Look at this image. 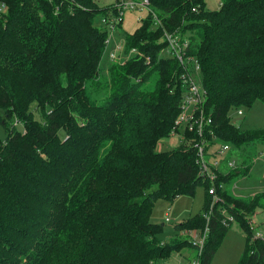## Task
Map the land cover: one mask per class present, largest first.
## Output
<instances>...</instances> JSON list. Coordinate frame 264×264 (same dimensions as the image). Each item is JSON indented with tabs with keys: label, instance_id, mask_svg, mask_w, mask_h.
I'll use <instances>...</instances> for the list:
<instances>
[{
	"label": "trees",
	"instance_id": "1",
	"mask_svg": "<svg viewBox=\"0 0 264 264\" xmlns=\"http://www.w3.org/2000/svg\"><path fill=\"white\" fill-rule=\"evenodd\" d=\"M1 1L0 264H159L183 250L192 256L177 233L163 240V226L150 215L157 200L192 197L198 187L200 212L174 229L208 226L200 263H210L232 224L221 223L224 209L244 233L236 264H264V239L249 229L264 194L240 197L229 188L248 167L219 172V201L206 221L210 185L201 181L194 149L155 151L173 129L184 89L183 68L159 57L162 28L152 29L148 15L123 32L125 50L144 55L113 64L110 85L103 84L97 78L107 34L95 18L113 6ZM148 1L163 29L188 35L216 143L263 144L264 127L242 129L230 113L264 103V0H217L215 9L206 0ZM100 84L107 94L96 101L91 93Z\"/></svg>",
	"mask_w": 264,
	"mask_h": 264
},
{
	"label": "built area",
	"instance_id": "2",
	"mask_svg": "<svg viewBox=\"0 0 264 264\" xmlns=\"http://www.w3.org/2000/svg\"><path fill=\"white\" fill-rule=\"evenodd\" d=\"M51 3L61 4V0H46ZM114 7L116 10L113 12L111 9L104 15H100L96 23L99 27L104 29L107 34L105 40V54L110 62L124 64L131 57H141L143 52H139L135 48L125 50L124 39L117 40L115 37L117 26L122 23L123 16L127 11H135L138 16L135 21L138 23L145 16H150L152 21V29L162 28L160 41L165 43L160 50L159 57L162 59H175L178 64L183 68L181 79L184 83L183 96L179 104V114L173 122V129L171 130L167 140L171 141L172 147L184 146L185 148H192L196 155V164L199 170L201 181H208L209 187L207 188V195L211 198V203L207 212L202 213L206 221L209 220V212L213 205L219 201L216 196L215 180L219 172L222 161L227 157L232 147L227 143H216L213 137L212 130L209 128L212 122L210 114L204 110V103L206 100L205 90L201 85L199 79L200 65L195 56L188 53L189 38L188 35H180L175 31H167L163 29V21L156 12L151 9L148 0H112L105 4ZM220 5V4H218ZM59 11L58 5H55V13ZM6 12L5 2L0 0V18ZM140 25V24H139ZM122 28V27H121ZM111 45V46H110ZM110 46V47H109ZM146 60H149L146 57ZM238 115H242L241 109L236 110ZM212 140V143L208 140ZM210 142V144H209ZM237 166L233 160L227 161V169H232ZM222 219V224L228 226L234 222V217L225 213ZM169 221L168 218L165 219ZM254 222L250 221L249 229L253 230L255 237H261L259 232H254ZM210 230L206 225L203 229L190 228V230H181L180 235L193 246V255L188 264H201L199 256L204 244L209 236ZM179 259V255L177 256ZM177 259V261H178ZM159 264H164L159 263Z\"/></svg>",
	"mask_w": 264,
	"mask_h": 264
},
{
	"label": "rangeland",
	"instance_id": "3",
	"mask_svg": "<svg viewBox=\"0 0 264 264\" xmlns=\"http://www.w3.org/2000/svg\"><path fill=\"white\" fill-rule=\"evenodd\" d=\"M112 0H98V4L101 6H104L105 4L111 2ZM207 4L215 9L217 6V0H206ZM138 16V14L135 11H127L125 12L123 16V24H122V30L118 29L116 31L115 37L117 40L124 39L123 32H133L141 23H138L135 21V17ZM99 18V15L95 18V24L99 26L98 23H96V20ZM106 44V43H105ZM111 46V45H110ZM109 46V47H110ZM105 47L103 49V55L101 57L99 68L100 71L98 73V80L101 79V82L103 84H109L110 79V69L113 64L116 65H124L119 63H113L110 62L106 56ZM140 52V51H139ZM156 76L149 80V82H146L144 84L145 88H152L155 84ZM101 84L97 86L96 89L93 90L92 97L95 98L96 101H99L102 99L103 96L107 94V91L102 89ZM98 90V91H97ZM30 109L35 110V105H32ZM242 110L243 114L238 115L235 110H232L230 113V120L232 124H235L236 126H239L242 129H248V128H263L264 127V103L261 101H255L251 107L245 109V108H239ZM35 117H39L38 113H34ZM14 124L17 122L14 120ZM17 127L21 129V126L17 124ZM0 136L3 138L5 136L4 130H2L0 126ZM171 141L165 139L158 142L155 151H166L173 149V147L170 144ZM257 151L255 154L257 155V158L255 162L252 163V170L249 175V177H239L232 185L229 187L231 192H234L237 195L241 196H249L250 193H254L258 191H262L264 189V151L263 153H260V150L264 149V143H257L256 145ZM263 154V156H261ZM251 156L248 158L249 160H252ZM235 184V186H234ZM235 189H234V187ZM233 187V189H232ZM264 191V190H263ZM203 195V188L198 187L196 189L195 194L192 197H186V196H177L174 198L173 202H169L163 199L157 200L153 211L151 213V222L159 224L163 223L162 227V233H160V237H162L163 240H169L170 238H173L175 236V233H177L180 237V231L174 229V225L177 223L182 222L183 220L190 217V215L200 212L202 207V200L201 197ZM261 205L262 207L257 209V211H261V216H264V196L261 197ZM253 221H257V215L255 216ZM166 218L169 219L168 222H166ZM252 221V222H253ZM255 224V223H254ZM257 232L261 233V237L264 239V226L256 228ZM183 238V237H182ZM244 238L242 235V230L239 228V224L237 221L233 222L231 226L229 227V230L225 233L220 246L218 247L217 251L211 258V261L209 264H236L238 261V258L240 257L241 253L244 249ZM186 251L183 250L181 252L173 253L168 259L161 260L164 264H188L187 260H185V255L183 256V262L181 263V254L185 253Z\"/></svg>",
	"mask_w": 264,
	"mask_h": 264
},
{
	"label": "crops",
	"instance_id": "4",
	"mask_svg": "<svg viewBox=\"0 0 264 264\" xmlns=\"http://www.w3.org/2000/svg\"><path fill=\"white\" fill-rule=\"evenodd\" d=\"M256 145L257 143H251L249 144L248 146H244V147H241V148H233L227 155V157L222 161L221 163V166H220V169L222 172H226L228 169H227V161L229 160H233L236 162L237 166L241 169L244 170L245 167H248L249 171L247 172V174L243 175V174H238L236 176V179L239 178V177H249L250 173H251V168H252V163L255 162L256 158H257V155L255 154V152L257 151L258 148H256ZM255 150V152H254ZM264 149L263 150H260V153H263ZM251 156V158H253L252 160H249L248 161V158ZM261 156H263V154H261ZM235 179V180H236ZM235 186V184H234ZM233 186V187H234ZM232 187V189H233ZM235 189V187H234ZM264 189H262V191H258L259 193L257 192H254V193H250L249 196H252V195H255V194H264ZM233 194H235L234 192H232ZM236 196H240V197H249V196H241V195H237L235 194ZM201 200H202V204H203V195L201 197ZM261 211H257L255 213V216L257 215V221H253V218L254 216L251 217V220L250 221H253L255 224V228H254V232H257V229L258 227H263L264 226V216H261ZM193 215V214H192ZM190 215V216H192ZM184 221V220H183ZM162 226H163V223H160ZM260 233V232H259ZM261 234V233H260ZM242 235H243V238H244V233L242 232ZM186 256L185 257V260H187V263L188 261L190 260L191 258V251H186L185 253H182L181 254V257L182 259L180 260L181 263L183 262V256ZM177 262V261H176ZM175 262V264H176Z\"/></svg>",
	"mask_w": 264,
	"mask_h": 264
}]
</instances>
